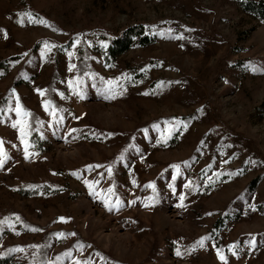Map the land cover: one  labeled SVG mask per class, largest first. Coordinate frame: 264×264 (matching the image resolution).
Returning a JSON list of instances; mask_svg holds the SVG:
<instances>
[{
	"label": "rangeland",
	"instance_id": "obj_1",
	"mask_svg": "<svg viewBox=\"0 0 264 264\" xmlns=\"http://www.w3.org/2000/svg\"><path fill=\"white\" fill-rule=\"evenodd\" d=\"M0 63V264H264V0H0Z\"/></svg>",
	"mask_w": 264,
	"mask_h": 264
},
{
	"label": "snow or ice",
	"instance_id": "obj_2",
	"mask_svg": "<svg viewBox=\"0 0 264 264\" xmlns=\"http://www.w3.org/2000/svg\"><path fill=\"white\" fill-rule=\"evenodd\" d=\"M30 19H31V17H30ZM40 23L44 24V26H48V24H47L46 21L41 20ZM161 36L163 37V33H161ZM175 38L176 39H182L183 37L177 36ZM104 46L107 47V45H104ZM54 47H55V45H51V44L45 42V44H44V50L45 51L42 52V55H45L46 52H50L51 49L54 48ZM253 70L255 71V68H253ZM101 82L106 85L104 87V89L101 91V94L104 96L105 99H115L117 95H120V93L116 91V89L119 87L118 82H114V81H111V80H109V81H103V79L101 80ZM80 83H81L80 81H76L75 84H73V82L70 81L69 82V87L72 88L73 91H76V89L79 88ZM41 94H43V93H41ZM145 95H147V93H145ZM60 96H61V98H63V94L62 93H60ZM81 98H83L82 95H81ZM45 108H46V110H48L49 108H51V111L49 112V114L52 115L53 118L55 119V115H56L55 107L52 106V105H50V104H46L45 105ZM17 116H22V119L20 121H18L17 123L20 125V129L19 130H20V133H21V140H22V142H25V152L27 153V150H28V147H29V145L27 143V140H26V138L28 136V131H27L28 124H27V121L23 119V117L30 116V113H27V112H23L22 113L21 112V109H20V106H19V101H17ZM61 119H62V117H61ZM165 123L166 124H170V125L171 124L179 125V126L183 127L184 130H187V127H188V125L185 122L181 121V120L167 121ZM16 126H17L16 124L13 125V127H16ZM154 127H159V125H154ZM179 130L180 129L177 128V127L170 128L169 131H168V134L166 136H162L161 137L163 143L167 144V141L169 139H171V136H172L173 132L179 131ZM71 131L72 132H76L77 130L76 129H72ZM0 144H2V142H0ZM4 155L5 154L3 152V149H2V147H0V167L3 166V163H4ZM122 158L123 157H121V159ZM172 167L177 171V173L179 172V165H173ZM107 171H108L109 175H111L112 168L109 167ZM175 178L176 177L174 176L173 179H175ZM85 183L88 185V187L90 188V190H94V183L95 182L89 183L88 181H85ZM133 184H135V181H133ZM147 187H151L155 191V185L154 184H150ZM185 187H188V185L186 184ZM109 193H110V195L111 194H114V189H109ZM102 198L104 200L105 207H107L109 211H112L113 210V207H115L116 210H119V206L121 204V201H119L118 199H116L113 202V201H111L109 199V197H102ZM184 199H185V197L183 195L180 196L181 204L178 205V207L184 206L183 205V200ZM32 231H38V229H32ZM204 239H207V238H204ZM204 239H202L201 241H199L200 246H203ZM253 243H254V241H253ZM12 251H23V249H14ZM233 254H235V253H233ZM176 255L177 256H180L181 255V253H180L179 250H177ZM220 259L222 261H225V264H226V260H225V257L223 255L220 256ZM42 264H43V262H42ZM57 264H58V261H57Z\"/></svg>",
	"mask_w": 264,
	"mask_h": 264
},
{
	"label": "trees",
	"instance_id": "obj_3",
	"mask_svg": "<svg viewBox=\"0 0 264 264\" xmlns=\"http://www.w3.org/2000/svg\"><path fill=\"white\" fill-rule=\"evenodd\" d=\"M260 10H262V9H260ZM137 34H140V33H137ZM143 40L145 42H147L146 41V37H144ZM113 43L115 44V50H113L111 52V55L113 57L115 56V54H120V53L126 51L129 48V45H130L129 41H126L124 39H115L113 41ZM2 67H3V63H0V68H2Z\"/></svg>",
	"mask_w": 264,
	"mask_h": 264
}]
</instances>
